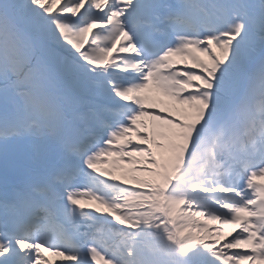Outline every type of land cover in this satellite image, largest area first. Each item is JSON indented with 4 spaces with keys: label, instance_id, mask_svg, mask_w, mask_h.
<instances>
[{
    "label": "snow or ice",
    "instance_id": "1",
    "mask_svg": "<svg viewBox=\"0 0 264 264\" xmlns=\"http://www.w3.org/2000/svg\"><path fill=\"white\" fill-rule=\"evenodd\" d=\"M45 252L264 264V0H0V264Z\"/></svg>",
    "mask_w": 264,
    "mask_h": 264
},
{
    "label": "rangeland",
    "instance_id": "2",
    "mask_svg": "<svg viewBox=\"0 0 264 264\" xmlns=\"http://www.w3.org/2000/svg\"><path fill=\"white\" fill-rule=\"evenodd\" d=\"M188 63L191 64V61H188ZM180 66L183 67V65ZM85 203H87V201H85ZM45 255L48 256L53 261V264H61V262L64 260V257L55 256L50 252H45Z\"/></svg>",
    "mask_w": 264,
    "mask_h": 264
}]
</instances>
